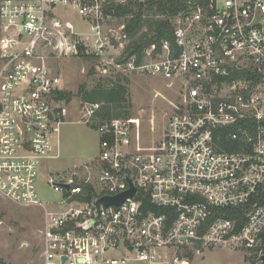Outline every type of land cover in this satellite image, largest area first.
Here are the masks:
<instances>
[{"label":"built area","instance_id":"1","mask_svg":"<svg viewBox=\"0 0 264 264\" xmlns=\"http://www.w3.org/2000/svg\"><path fill=\"white\" fill-rule=\"evenodd\" d=\"M151 1L0 0V195L42 210L44 264H190L214 247L264 264V0H186L159 16L170 38L126 56L119 12ZM80 55L104 77L142 76L172 97L155 89L169 109L151 143L141 113L102 118V101H83L99 154L49 174L60 194L49 207L36 184L70 103L56 61Z\"/></svg>","mask_w":264,"mask_h":264},{"label":"rangeland","instance_id":"2","mask_svg":"<svg viewBox=\"0 0 264 264\" xmlns=\"http://www.w3.org/2000/svg\"><path fill=\"white\" fill-rule=\"evenodd\" d=\"M69 18L78 30L86 34L87 29L76 13H71ZM93 64L94 61L86 60L81 55L56 61L61 73V87L67 96V103H70L68 116L59 126L51 152L58 156L43 160L41 177L36 184L40 199L49 207L60 198L59 192L46 184L49 174L67 172L73 166L92 160L99 154L97 131L93 125L81 121L78 111L85 101L82 100L83 91L90 90L104 78L99 72L90 73ZM128 80L129 111L132 114H142L141 135L147 142H155L160 134L161 115L169 109L165 99L154 96L155 89L158 88L167 97L172 96L161 83L157 85L142 76L131 74ZM151 118L154 119L153 124L150 122ZM42 223L43 212L39 207L22 206L0 195V264H44L40 236ZM190 264L261 263L248 257L243 251L214 247L194 255Z\"/></svg>","mask_w":264,"mask_h":264},{"label":"trees","instance_id":"3","mask_svg":"<svg viewBox=\"0 0 264 264\" xmlns=\"http://www.w3.org/2000/svg\"><path fill=\"white\" fill-rule=\"evenodd\" d=\"M186 0H155L146 7L142 4L137 10L130 11L127 7L119 12L125 21V30L130 37V42L125 49V55H140L143 47L152 41L158 42L161 38H170L171 23L160 15L170 16L183 7ZM125 56V57H126ZM86 60L94 61L91 56H84ZM95 72V66L91 67L90 73ZM128 77L116 74L114 78L104 77L90 90H84L82 100L102 101L100 111L102 118L128 115L129 91ZM62 94V92H60ZM234 208H229L224 213L228 217L234 216ZM239 212V211H237ZM241 216V213L239 214Z\"/></svg>","mask_w":264,"mask_h":264},{"label":"water","instance_id":"4","mask_svg":"<svg viewBox=\"0 0 264 264\" xmlns=\"http://www.w3.org/2000/svg\"><path fill=\"white\" fill-rule=\"evenodd\" d=\"M134 192V188L126 191V192H123L119 195H116V196H104V197H100L98 198L97 200H95V205H99V204H110V203H115V204H118L120 203L121 201H123V199L127 196V195H132V193ZM64 259V258H63ZM260 259L262 261H264V256H261Z\"/></svg>","mask_w":264,"mask_h":264}]
</instances>
